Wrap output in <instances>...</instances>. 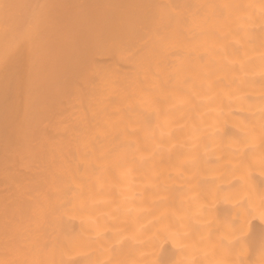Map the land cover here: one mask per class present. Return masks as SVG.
<instances>
[{
	"label": "bare ground",
	"instance_id": "6f19581e",
	"mask_svg": "<svg viewBox=\"0 0 264 264\" xmlns=\"http://www.w3.org/2000/svg\"><path fill=\"white\" fill-rule=\"evenodd\" d=\"M0 264H264V0H0Z\"/></svg>",
	"mask_w": 264,
	"mask_h": 264
}]
</instances>
